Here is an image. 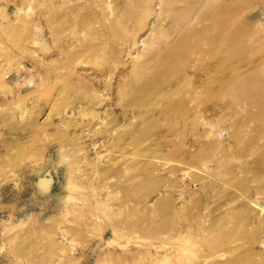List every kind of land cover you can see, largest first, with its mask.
<instances>
[{
	"label": "rangeland",
	"instance_id": "obj_1",
	"mask_svg": "<svg viewBox=\"0 0 264 264\" xmlns=\"http://www.w3.org/2000/svg\"><path fill=\"white\" fill-rule=\"evenodd\" d=\"M0 264H264V0H0Z\"/></svg>",
	"mask_w": 264,
	"mask_h": 264
},
{
	"label": "bare ground",
	"instance_id": "obj_2",
	"mask_svg": "<svg viewBox=\"0 0 264 264\" xmlns=\"http://www.w3.org/2000/svg\"><path fill=\"white\" fill-rule=\"evenodd\" d=\"M225 22H227V21H224V20H223V23H225ZM227 23H228V25H229V22H227ZM222 25H223V24H221V26H222ZM224 25H225V24H224ZM217 26H218V25H217ZM221 26H220V27H221ZM226 26H227V24H226ZM222 28H225V26H222ZM222 28H221L220 30H222ZM217 29H218V28H217ZM224 30H225V29H224ZM224 30H223V32H224ZM217 32H219V29H218ZM220 32H221V31H220ZM220 32H219V33H220ZM223 32H222V33H223ZM222 33H220V34H222ZM224 33H225V32H224ZM222 35L224 36V34H222ZM225 35H226V34H225Z\"/></svg>",
	"mask_w": 264,
	"mask_h": 264
}]
</instances>
